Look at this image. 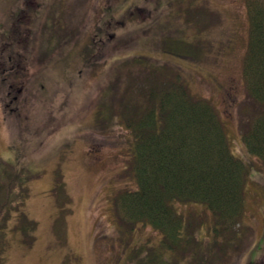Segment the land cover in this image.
I'll return each mask as SVG.
<instances>
[{"label":"rangeland","instance_id":"rangeland-1","mask_svg":"<svg viewBox=\"0 0 264 264\" xmlns=\"http://www.w3.org/2000/svg\"><path fill=\"white\" fill-rule=\"evenodd\" d=\"M18 9L28 24L21 41ZM248 14V0H0V161L33 174L26 201L0 226V264H137L135 251L157 243L160 234L149 225L120 228L111 198L136 186L120 175L133 135L115 112L105 121L97 109L107 93L120 99L115 104L143 103L148 88L161 89L176 73L211 100L233 152L254 165L243 218L248 230L229 264H264V166L242 139L245 108H253L243 75ZM168 38L183 44L179 54ZM14 53L30 60L11 69L4 57ZM59 168L65 203L52 191ZM178 208L204 217L201 235L205 242L212 237L204 204ZM21 209L36 221L28 235L15 229Z\"/></svg>","mask_w":264,"mask_h":264},{"label":"trees","instance_id":"trees-1","mask_svg":"<svg viewBox=\"0 0 264 264\" xmlns=\"http://www.w3.org/2000/svg\"><path fill=\"white\" fill-rule=\"evenodd\" d=\"M248 9L250 28L243 75L253 108H245L250 119L242 139L264 166V0H248ZM167 44L177 54L184 48L176 38H168ZM161 66L174 69L169 63ZM146 92L145 102L136 106L127 100L115 104L120 99L107 93L97 109L105 121L115 112L133 135L129 161L120 175L133 179L136 186L120 188L111 198L120 228L130 232L139 225H149L160 234L157 243L140 249L146 251L143 255L135 251L134 260L137 264H229L241 252L248 230L243 218L254 165L233 152L214 104L195 94L180 74L166 75L161 89L148 88ZM0 167L1 226L26 201L33 174L28 166L18 172L16 162L3 159ZM54 172L53 194L68 202L69 197L62 195L66 191L63 173L60 168ZM181 203H202L211 211L212 237L208 241L201 235L204 217L184 214L178 208ZM20 212L15 229L28 235L36 221L26 211ZM2 234L0 230V251L5 248Z\"/></svg>","mask_w":264,"mask_h":264},{"label":"flooded vegetation","instance_id":"flooded-vegetation-1","mask_svg":"<svg viewBox=\"0 0 264 264\" xmlns=\"http://www.w3.org/2000/svg\"><path fill=\"white\" fill-rule=\"evenodd\" d=\"M25 14L23 13L22 9H18L16 10V13H15V19L17 20V28H19V32H20V37H19V40L21 41L23 37L21 36H25V38L27 37V31L28 29V24L26 22V19H25ZM48 16V15H47ZM58 21V20H57ZM63 28V27H61ZM55 29V25H54V28L52 27L51 28V31H53V33L55 32L54 31ZM63 34L65 35V33L63 32ZM55 35V34H54ZM64 35L62 37H64ZM57 36V35H56ZM56 38V37H54ZM58 39V37L56 38ZM18 41V38L17 40ZM6 42V41H5ZM32 43V42H31ZM30 43V45H31ZM3 52L2 53H5L6 50H2ZM21 51V50H20ZM19 51V52H20ZM18 52V51H17ZM4 60L5 61H12V65L9 67V68H14L18 65V68H21L22 67V64L24 61H29V55H21L19 53H14V54H10L9 56L7 57H4ZM31 60H32V56H31ZM9 68H6L5 66V69L4 71L6 72ZM17 68V67H16ZM22 87L19 88V90H21ZM8 94H11V90L8 91ZM17 98V95L15 96V99Z\"/></svg>","mask_w":264,"mask_h":264}]
</instances>
